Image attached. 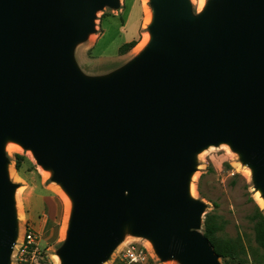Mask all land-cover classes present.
Here are the masks:
<instances>
[{"label": "water", "instance_id": "obj_1", "mask_svg": "<svg viewBox=\"0 0 264 264\" xmlns=\"http://www.w3.org/2000/svg\"><path fill=\"white\" fill-rule=\"evenodd\" d=\"M143 52L105 79L72 56L120 0H0V264L18 236L8 140L73 199L63 264H102L123 228L162 260L223 264L190 195L194 156L230 143L264 196V0H151Z\"/></svg>", "mask_w": 264, "mask_h": 264}, {"label": "rangeland", "instance_id": "obj_2", "mask_svg": "<svg viewBox=\"0 0 264 264\" xmlns=\"http://www.w3.org/2000/svg\"><path fill=\"white\" fill-rule=\"evenodd\" d=\"M208 2L206 0L200 10V0H190L193 14L200 15ZM147 6L153 14L151 0H120V7L106 5L96 12L95 30L76 43L72 53L84 76L91 79L108 78L143 52L146 47L139 51L136 49L142 43L145 33H150V24L146 25L149 11L146 10ZM131 40L139 41L137 48L135 46L121 54V45ZM11 144V140L5 143L4 152L9 160V177L17 185L15 203L19 223L11 264H20L17 247L22 241L25 226L33 229L37 235V252L33 258L29 256V263L63 264L59 251L67 237V233L64 235L62 231L66 222V203L55 190L61 184L53 180L51 168H45L37 162L30 149L20 143L17 147H11ZM17 153L26 157L19 169L16 167ZM194 160L195 171L190 178V187L194 188V193L190 195L205 204L202 220L207 213L215 212L226 222L222 236L241 237L247 245H255L250 216L256 206L263 212L264 208L256 198V193L261 190L254 181L252 166L239 151L225 142L205 147L195 154ZM69 222L70 218L68 227ZM128 245L142 247L147 253V259L138 263L129 262L123 255ZM113 259H116L117 264H183L178 258L162 260L152 241L133 233L130 224L124 226L122 239L110 254V260Z\"/></svg>", "mask_w": 264, "mask_h": 264}, {"label": "trees", "instance_id": "obj_3", "mask_svg": "<svg viewBox=\"0 0 264 264\" xmlns=\"http://www.w3.org/2000/svg\"><path fill=\"white\" fill-rule=\"evenodd\" d=\"M138 40H131L121 45L119 52L124 54L133 49ZM16 167H21L26 157L15 154ZM253 222L255 245H247L241 237H226L221 233L225 221L215 212L207 213L203 220V232L209 238L223 264H264V212L259 206L250 216Z\"/></svg>", "mask_w": 264, "mask_h": 264}, {"label": "built area", "instance_id": "obj_4", "mask_svg": "<svg viewBox=\"0 0 264 264\" xmlns=\"http://www.w3.org/2000/svg\"><path fill=\"white\" fill-rule=\"evenodd\" d=\"M36 239V232L30 227L25 226L22 241L17 247V255L19 256L18 260L20 264H30L29 256L31 255L33 258L37 252ZM123 255L131 263L143 262L147 259V253L144 249L135 245H128L124 249ZM107 264H117L116 259L110 260Z\"/></svg>", "mask_w": 264, "mask_h": 264}, {"label": "bare ground", "instance_id": "obj_5", "mask_svg": "<svg viewBox=\"0 0 264 264\" xmlns=\"http://www.w3.org/2000/svg\"><path fill=\"white\" fill-rule=\"evenodd\" d=\"M205 2H206V0H200V4H199L200 5V8H199L200 10L203 9V7L205 5ZM146 10H149V11H147V20H146L147 21L146 25H148V24H151L153 22V18L154 17H153V14L151 13L149 7ZM151 38H152V35L150 33L146 32L142 43H139L140 44V45L138 44L139 46L137 45L138 48L136 46V48H137L136 51H139V50L145 48L150 43ZM8 141H10V140H8ZM12 141L13 140H11V143H12L11 147L12 146H16L17 147L18 146L17 144H19V143L17 141H13V142ZM55 190L58 191L61 194V196L64 199V202L66 203V214H67L66 215V222H65V225H64L63 230H62L63 234L66 235L67 228H68V225H67L68 223L67 222H68V219L71 217V213H72L74 202H73L72 197L69 195V193L64 188H62L61 185L56 187ZM190 193L191 194L194 193V188L192 186L190 187ZM256 194H257L256 198H257L258 203L260 204L261 207L264 208V196L262 195V193L260 191H258ZM150 245H152V244H150Z\"/></svg>", "mask_w": 264, "mask_h": 264}, {"label": "crops", "instance_id": "obj_6", "mask_svg": "<svg viewBox=\"0 0 264 264\" xmlns=\"http://www.w3.org/2000/svg\"><path fill=\"white\" fill-rule=\"evenodd\" d=\"M31 218H33V217H31Z\"/></svg>", "mask_w": 264, "mask_h": 264}]
</instances>
